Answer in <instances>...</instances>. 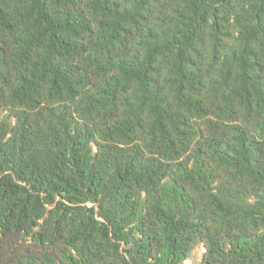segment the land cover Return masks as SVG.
Segmentation results:
<instances>
[{"label": "trees", "instance_id": "16d2710c", "mask_svg": "<svg viewBox=\"0 0 264 264\" xmlns=\"http://www.w3.org/2000/svg\"><path fill=\"white\" fill-rule=\"evenodd\" d=\"M264 264V0H0V264Z\"/></svg>", "mask_w": 264, "mask_h": 264}, {"label": "rangeland", "instance_id": "374dc122", "mask_svg": "<svg viewBox=\"0 0 264 264\" xmlns=\"http://www.w3.org/2000/svg\"><path fill=\"white\" fill-rule=\"evenodd\" d=\"M203 250L198 247L192 255V258L186 262V264H200L202 260Z\"/></svg>", "mask_w": 264, "mask_h": 264}]
</instances>
